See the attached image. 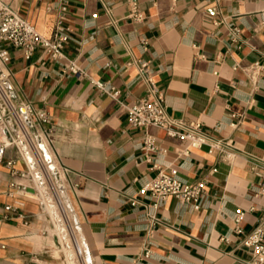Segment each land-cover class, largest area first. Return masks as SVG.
I'll use <instances>...</instances> for the list:
<instances>
[{"label": "crops", "instance_id": "0c3cea01", "mask_svg": "<svg viewBox=\"0 0 264 264\" xmlns=\"http://www.w3.org/2000/svg\"><path fill=\"white\" fill-rule=\"evenodd\" d=\"M4 1L43 35L58 27L67 35L63 60L42 49L25 58L11 43L0 45L9 51L4 70L15 101L52 118L49 148L64 170L89 263L248 264L246 235L264 230V0H137L139 20L130 0ZM67 60L81 72L67 69ZM255 63L256 81L246 71ZM141 64L172 116L230 140L231 156L130 124L126 105L146 93ZM146 132L157 140L155 152L143 149ZM13 158H20L14 146L0 164V215H16L7 204H23V215L0 219V264H62L46 202L10 186L26 183L6 165ZM161 169L186 183L206 181L199 205L168 197L155 206L140 195ZM239 209L242 234L234 231Z\"/></svg>", "mask_w": 264, "mask_h": 264}, {"label": "built area", "instance_id": "2783aa9c", "mask_svg": "<svg viewBox=\"0 0 264 264\" xmlns=\"http://www.w3.org/2000/svg\"><path fill=\"white\" fill-rule=\"evenodd\" d=\"M130 4V16L137 20L141 19L142 12L138 1L130 0ZM0 42L11 43L22 51L25 58H30L37 49H42L54 60L66 59L63 49L67 42V35L62 27H58L54 35L45 36L4 0H0ZM9 59V51L0 45V164L4 162L7 149L16 147L20 158L9 159L6 165L10 167V172L15 179L26 180V183L14 180L10 184L11 188H18L27 196L32 192L35 194L33 196H37L45 203L44 190L46 192L48 189L45 186H49L55 194L50 182L64 171L49 148L53 131L52 118L46 110L37 109L30 102L17 103L15 101L8 73L4 70V64ZM141 65L146 93L139 100L126 105L130 124L142 128L149 126L162 128L170 137L188 140L191 147L208 146L210 152H219L224 157L231 156L232 143L230 140L212 138L203 131L201 121L189 123L182 118L172 116L165 104L164 95L147 70L146 64ZM66 68L76 74L81 72L78 65L71 60H67ZM246 71L248 76L256 81L261 73V64L255 63ZM97 85L113 98L118 97L117 90L107 89L103 82H97ZM143 149L147 152L158 150L157 140L149 132L144 135ZM21 160L25 165L24 169L16 167L17 162ZM216 170L215 168L214 171ZM259 175L261 178L260 192L264 193V174ZM206 192V181L186 183L177 178L173 172L165 169H161L153 180L139 190L140 195H150L154 198L155 206L160 200L168 197H176L181 201L192 202L198 206ZM137 202V198L132 200L134 205ZM22 205L7 204L4 209L14 211L15 216L20 217L23 213L18 210ZM15 216L4 213L0 215V219L12 220ZM243 216L244 212L241 209L237 210L234 231L238 234L244 233L240 225ZM244 245L251 249L252 257L248 264L264 263V230L261 227L246 235ZM149 253L147 251L146 255ZM64 264H69L67 257L64 259ZM80 264L90 263L88 258H83Z\"/></svg>", "mask_w": 264, "mask_h": 264}, {"label": "rangeland", "instance_id": "374dc122", "mask_svg": "<svg viewBox=\"0 0 264 264\" xmlns=\"http://www.w3.org/2000/svg\"><path fill=\"white\" fill-rule=\"evenodd\" d=\"M57 178L50 182L56 195L52 193L49 186H45L48 188L46 192L43 188L47 205L46 211L52 223L51 232L63 245V258L67 257L69 264H80L83 258H87L81 226L78 217L73 214V206L68 200L69 188L64 181L65 174L61 172Z\"/></svg>", "mask_w": 264, "mask_h": 264}, {"label": "bare ground", "instance_id": "6f19581e", "mask_svg": "<svg viewBox=\"0 0 264 264\" xmlns=\"http://www.w3.org/2000/svg\"><path fill=\"white\" fill-rule=\"evenodd\" d=\"M87 251H88V250H87V248H86V249H85V252L87 253ZM91 260H92V259H91Z\"/></svg>", "mask_w": 264, "mask_h": 264}]
</instances>
